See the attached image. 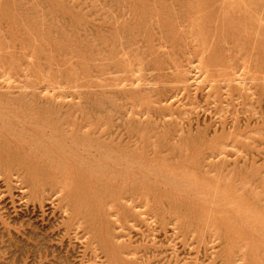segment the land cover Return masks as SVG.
<instances>
[{
    "label": "rangeland",
    "instance_id": "1",
    "mask_svg": "<svg viewBox=\"0 0 264 264\" xmlns=\"http://www.w3.org/2000/svg\"><path fill=\"white\" fill-rule=\"evenodd\" d=\"M0 264H264V0H0Z\"/></svg>",
    "mask_w": 264,
    "mask_h": 264
},
{
    "label": "bare ground",
    "instance_id": "2",
    "mask_svg": "<svg viewBox=\"0 0 264 264\" xmlns=\"http://www.w3.org/2000/svg\"><path fill=\"white\" fill-rule=\"evenodd\" d=\"M125 16V15H124ZM121 18H122V16H121ZM122 22H123V20H122ZM189 65V64H188ZM186 67V66H185ZM181 68V67H180ZM46 91V90H45ZM31 98V97H30ZM21 101V100H20ZM30 105V104H29ZM16 107V106H15ZM29 108V107H28ZM31 115V114H30ZM18 119V118H17ZM116 120V119H115ZM5 123V122H4ZM4 130V129H3ZM66 133V132H65ZM29 134V133H28ZM30 136V135H29ZM30 153V152H29ZM15 154V153H14ZM25 161V160H24ZM50 182V181H49ZM123 184V183H122ZM104 188V187H103ZM118 188V187H117ZM12 244V243H11ZM261 245V244H260ZM3 249V248H2ZM4 251V250H3Z\"/></svg>",
    "mask_w": 264,
    "mask_h": 264
}]
</instances>
